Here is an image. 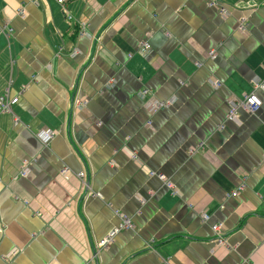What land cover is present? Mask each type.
Returning <instances> with one entry per match:
<instances>
[{
  "label": "crops",
  "instance_id": "crops-1",
  "mask_svg": "<svg viewBox=\"0 0 264 264\" xmlns=\"http://www.w3.org/2000/svg\"><path fill=\"white\" fill-rule=\"evenodd\" d=\"M216 1L226 18L208 0H66L70 22L54 0H0V96L18 99L0 114V264H264V94L227 120L264 79V0ZM120 216L132 228L91 262Z\"/></svg>",
  "mask_w": 264,
  "mask_h": 264
},
{
  "label": "built area",
  "instance_id": "built-area-1",
  "mask_svg": "<svg viewBox=\"0 0 264 264\" xmlns=\"http://www.w3.org/2000/svg\"><path fill=\"white\" fill-rule=\"evenodd\" d=\"M55 3L60 7L62 14L65 16V18L68 21H74V18L70 15V13L68 12L66 6H65V1L66 0H54ZM208 5L210 7H216L219 12L221 13L222 17H226L227 15V11L218 3V1L216 0H208ZM245 23L244 21H241L238 24L237 30L239 32H244L245 31ZM79 32L78 34L80 36L83 35H87L86 32V24L84 22L79 24ZM140 50L143 52H147L148 50H150V46L147 42L141 43L140 45ZM77 54V50L74 49L71 54L70 57H75ZM215 52L210 51L207 54V58L210 60L215 59ZM197 67L200 66V64L198 62L195 63ZM109 84H113V79H111L109 81ZM213 87H217V83L213 82ZM109 85V87H110ZM255 91H260L264 94V79L260 82H257L254 84L253 86V91L251 93H249L248 95H245L241 100H237L236 102L232 101L229 103V110H228V114H227V120L228 121H236L238 119V112L239 110H244L248 113L254 114L256 113L262 106V102L261 100L257 97ZM148 92L147 90H143L141 92V97L145 98L147 96ZM153 99H150L148 101H146L144 103V108L146 111H148L150 114H155L159 111L162 110H168L171 108L172 102L171 101H161V100H157L154 97H152ZM18 99L14 98L9 100L8 97L4 96H0V113H8L10 112V106L17 103ZM86 104L85 101L81 102L80 105L84 106ZM146 127L150 128L151 127V122L148 121L146 123ZM37 138L39 139V141L43 144V145H47L48 143H50V141L54 138L55 133L54 131L51 130H40L37 132L36 134ZM27 173L26 169H23L21 171V176H25ZM60 176L63 179L68 180L69 178L72 177H76L79 180L84 179L85 174L80 172L77 174H74L72 172H70L68 169H62L60 172ZM159 179L162 180L165 183V186L167 187V189L172 190V193H175V189L174 186L168 182L165 177H163L162 175H158ZM243 188V186H240L237 190H235L232 194H237L239 191H241ZM231 194V195H232ZM209 219V216L207 214H202L201 215V220L202 222H207ZM120 224L119 227L117 229H114L112 231H110L103 239L99 240L97 242V245L95 246L94 250H93V254H92V260L91 262H93V260H95L96 258H98L99 254L101 251H103L106 247H108L113 241L115 236L120 232V231H127L130 230L132 228L131 223L129 222V220L125 217H121L120 216ZM211 230L214 233L215 237V244L216 245H223L224 243V238L222 237V234L224 231V228L222 225L220 224H214L211 226Z\"/></svg>",
  "mask_w": 264,
  "mask_h": 264
}]
</instances>
